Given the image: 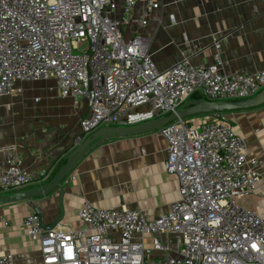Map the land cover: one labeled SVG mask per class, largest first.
Returning <instances> with one entry per match:
<instances>
[{
  "label": "built area",
  "instance_id": "1",
  "mask_svg": "<svg viewBox=\"0 0 264 264\" xmlns=\"http://www.w3.org/2000/svg\"><path fill=\"white\" fill-rule=\"evenodd\" d=\"M139 3L141 24L162 6L161 0H0V96L21 93L18 81L52 79L61 97L85 100L79 124L86 137L100 127L168 115L195 93L238 101L264 88V65L252 74L222 69L217 37L212 63L194 64L182 52L173 65L157 69L149 40L122 31ZM211 113L210 121L177 117L157 130L167 142L165 171L178 180L169 212L151 218L85 201L77 229L46 227L28 214L22 225L39 245L40 264H264V216L242 200L264 182V163L248 156L245 138L220 111ZM81 142L76 136L73 147ZM49 175L24 168L11 151L0 165V191L25 189ZM75 179L71 171L61 182ZM171 234L179 235L177 243L164 241ZM0 264L19 263L0 252Z\"/></svg>",
  "mask_w": 264,
  "mask_h": 264
},
{
  "label": "crops",
  "instance_id": "2",
  "mask_svg": "<svg viewBox=\"0 0 264 264\" xmlns=\"http://www.w3.org/2000/svg\"><path fill=\"white\" fill-rule=\"evenodd\" d=\"M161 5L141 24L144 15L139 3L122 24L126 38L140 35L149 40L157 69L173 65L182 52L194 64L212 63V37L219 39L226 73L252 74L264 65V0H161ZM16 87L21 93L0 96V165L14 151L24 168L51 173L74 148L87 104L84 99L61 97L52 79L18 81ZM220 113L245 138L248 156L264 163V105ZM211 118L210 112L191 120L200 123ZM166 147L157 130L94 145L73 167L76 179L72 182H61L43 197L0 205V252L14 254L19 264L41 263L39 245L22 225L31 213L46 227L77 229L82 227L77 211L85 201L101 208L141 210L151 218L169 212L179 193L176 176L164 168ZM261 172L264 176V166ZM43 182H33L25 189ZM242 200L264 216V182ZM164 241L175 244L179 235L171 234ZM150 243L148 235L145 244Z\"/></svg>",
  "mask_w": 264,
  "mask_h": 264
},
{
  "label": "water",
  "instance_id": "3",
  "mask_svg": "<svg viewBox=\"0 0 264 264\" xmlns=\"http://www.w3.org/2000/svg\"><path fill=\"white\" fill-rule=\"evenodd\" d=\"M261 105H264V88L256 95L238 101H219L207 100L204 98H193L183 102L174 112H171L168 115L133 126L100 127L86 137H84V133L81 132L79 137L82 139V142L74 147L65 156V163L58 169L53 177L35 187L0 194V205L24 200H32L37 197L46 196L47 194L53 192L56 188H58L62 179L72 171L78 160L88 153L94 145L105 140L155 131L168 122L173 121L177 117H188L195 114L210 113L213 111L240 110Z\"/></svg>",
  "mask_w": 264,
  "mask_h": 264
},
{
  "label": "trees",
  "instance_id": "4",
  "mask_svg": "<svg viewBox=\"0 0 264 264\" xmlns=\"http://www.w3.org/2000/svg\"><path fill=\"white\" fill-rule=\"evenodd\" d=\"M201 96L197 93L192 95V98H200ZM65 163V158L61 159L58 164L54 167L53 171L50 173L48 180L53 177V175L58 171V169Z\"/></svg>",
  "mask_w": 264,
  "mask_h": 264
},
{
  "label": "rangeland",
  "instance_id": "5",
  "mask_svg": "<svg viewBox=\"0 0 264 264\" xmlns=\"http://www.w3.org/2000/svg\"><path fill=\"white\" fill-rule=\"evenodd\" d=\"M202 114H205V113H202ZM202 114H195V115H191V116L184 117V118L188 119V120H191L192 118L198 117L199 115H202Z\"/></svg>",
  "mask_w": 264,
  "mask_h": 264
}]
</instances>
